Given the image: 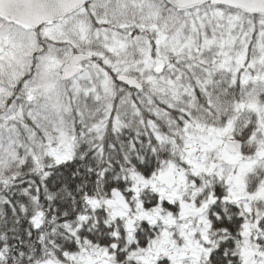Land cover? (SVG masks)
<instances>
[{
  "label": "snow or ice",
  "instance_id": "1",
  "mask_svg": "<svg viewBox=\"0 0 264 264\" xmlns=\"http://www.w3.org/2000/svg\"><path fill=\"white\" fill-rule=\"evenodd\" d=\"M0 264H264V0H0Z\"/></svg>",
  "mask_w": 264,
  "mask_h": 264
}]
</instances>
